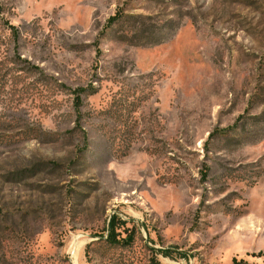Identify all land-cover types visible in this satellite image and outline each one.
Masks as SVG:
<instances>
[{
    "label": "rangeland",
    "instance_id": "rangeland-1",
    "mask_svg": "<svg viewBox=\"0 0 264 264\" xmlns=\"http://www.w3.org/2000/svg\"><path fill=\"white\" fill-rule=\"evenodd\" d=\"M233 259L264 264V0H0V264Z\"/></svg>",
    "mask_w": 264,
    "mask_h": 264
},
{
    "label": "trees",
    "instance_id": "trees-1",
    "mask_svg": "<svg viewBox=\"0 0 264 264\" xmlns=\"http://www.w3.org/2000/svg\"><path fill=\"white\" fill-rule=\"evenodd\" d=\"M110 22L114 21L113 19L109 20ZM107 229L105 231L106 238L104 242L110 246H119V247H129L133 243V233L132 230L126 228V223L119 221L115 217H111L107 224ZM124 234L125 238H120V235ZM231 264H240L237 263L234 259Z\"/></svg>",
    "mask_w": 264,
    "mask_h": 264
}]
</instances>
